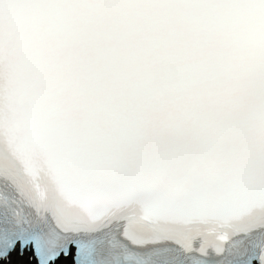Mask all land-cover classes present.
<instances>
[{
	"label": "snow or ice",
	"instance_id": "obj_1",
	"mask_svg": "<svg viewBox=\"0 0 264 264\" xmlns=\"http://www.w3.org/2000/svg\"><path fill=\"white\" fill-rule=\"evenodd\" d=\"M264 264V0H0V264Z\"/></svg>",
	"mask_w": 264,
	"mask_h": 264
},
{
	"label": "bare ground",
	"instance_id": "obj_2",
	"mask_svg": "<svg viewBox=\"0 0 264 264\" xmlns=\"http://www.w3.org/2000/svg\"><path fill=\"white\" fill-rule=\"evenodd\" d=\"M28 259H29L28 253H25L23 256H20L15 252V253H12L10 256L11 264H26ZM62 261H65V260L62 259ZM65 262L67 263L68 260H66Z\"/></svg>",
	"mask_w": 264,
	"mask_h": 264
}]
</instances>
